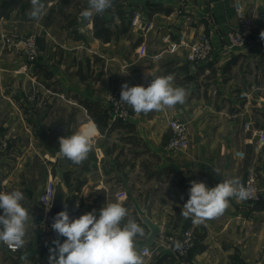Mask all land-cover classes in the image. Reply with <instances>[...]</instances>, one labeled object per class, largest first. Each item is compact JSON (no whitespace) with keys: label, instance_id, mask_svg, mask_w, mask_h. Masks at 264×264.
<instances>
[{"label":"crops","instance_id":"crops-1","mask_svg":"<svg viewBox=\"0 0 264 264\" xmlns=\"http://www.w3.org/2000/svg\"><path fill=\"white\" fill-rule=\"evenodd\" d=\"M234 1L125 0L127 11L141 14L143 22L128 36L103 43L94 37L93 18L81 21L80 13L88 0H43L45 9L39 21L29 19L30 0H5L2 4L0 0V143L8 142L7 150L0 154V191L21 190L26 197L22 203L30 214L25 246L11 253L0 243V264H49V249L54 245L41 241L44 215L39 198L48 180L67 170L74 172L71 188L66 187L70 217L74 209V218H78L93 210L98 214L106 203L121 202L129 217L144 228V236L136 243L144 264H264V211L256 210L247 200L232 199L220 217L193 224L181 215L188 195L169 183L148 179L137 162L120 169L115 157L123 145L116 141L112 154L105 141L114 136L119 140L118 133L110 138L101 135L78 101L79 97H90L108 109L119 78L130 87H146L151 81L147 73L173 74L174 86L187 90L186 102L132 119L137 126L135 135L161 160L156 169L171 166L185 174L203 172L215 186L224 177L242 179L247 168L255 165L260 201L264 202V149L255 151L254 136L257 130H264V40L260 38L264 0H242L256 24V35L246 48L232 51L225 39L239 27ZM157 9L171 13L159 11L149 16V11ZM184 32L191 36L207 34L214 45L209 62H186V51L161 62L153 60L164 36L169 34L174 41ZM2 34L17 39L36 36L41 62L55 72L56 83L49 88L44 85L35 76V65L27 63L22 48L3 45ZM142 45L147 47L146 56L139 55ZM32 89L47 99V108L40 112L26 101ZM65 115L70 117L68 126L64 125ZM176 120L187 125L189 148L172 153L167 148L173 135L170 125ZM93 127L92 153L98 160L97 170L83 172L82 166L69 165L58 155V138ZM238 152L246 159H239ZM216 168L222 175L213 172ZM33 178L41 180L36 188ZM129 185L136 189L131 191ZM141 213L160 223L164 235L179 234L188 227L199 251L185 263L170 258L162 263V257L173 252L157 246L156 241L144 248L150 230L141 221Z\"/></svg>","mask_w":264,"mask_h":264},{"label":"clouds","instance_id":"clouds-1","mask_svg":"<svg viewBox=\"0 0 264 264\" xmlns=\"http://www.w3.org/2000/svg\"><path fill=\"white\" fill-rule=\"evenodd\" d=\"M29 19L39 21L45 9L43 0H30ZM114 6V0H88V6L80 13L81 21H89L98 14H103ZM260 38L264 40V31ZM151 76L150 83L121 87L120 102L132 108L133 112L149 114L163 112L186 102L187 90L174 86V75ZM96 129H80L69 136L58 138V155L72 164L82 165L93 150ZM216 175L222 173L213 169ZM188 199L184 203L181 215L201 225L208 220L220 217L230 207V200L245 201L250 191L237 177H224L215 186L209 187L203 181H191ZM183 198V197H182ZM25 194L14 189L0 191V243L10 248H23L29 234L30 214L23 201ZM47 204V201H44ZM48 206V204H47ZM51 206L46 208V211ZM78 207V205H77ZM58 236L64 237L52 243L49 249V264H144V259L136 247L137 238L144 236V228L134 218L129 217L128 209L121 202L106 203L97 215L90 211L71 218L65 209L56 214L51 224ZM177 250L182 244L175 242Z\"/></svg>","mask_w":264,"mask_h":264},{"label":"built area","instance_id":"built-area-1","mask_svg":"<svg viewBox=\"0 0 264 264\" xmlns=\"http://www.w3.org/2000/svg\"><path fill=\"white\" fill-rule=\"evenodd\" d=\"M233 7L239 27L227 34L225 44L229 50L236 51L244 49L250 44L252 38L256 35L257 28L253 17L250 15L248 8L242 0H235ZM142 22L143 20L141 14H136L132 21V27H137ZM1 40L5 46H11L18 49L22 48L28 64L34 65V63L38 60L40 50L36 36L30 34L17 39L12 37L10 38L9 36L2 34ZM162 42L164 44L161 47L160 52L153 57L154 61L161 62L168 56H175L181 51H186V62L205 64L210 61L214 52L213 42L204 32L195 36H191L189 33L184 32L180 34L178 40L174 41L168 34L163 37ZM139 50V55L146 56L147 47L145 45H142ZM124 83H127V81L124 78H119L116 91L113 92L110 97V108L114 120L134 119L137 116L131 107L119 101L121 87ZM244 96L247 98L249 97L248 94H245ZM26 101L30 107L37 110L47 105L46 97L35 89H32L27 93ZM170 127L173 135L167 149L172 153H176L181 150H188L189 134L186 123L176 120L171 122ZM254 136L257 138L255 151L259 153L262 149H264V130H257ZM7 148L8 142L2 141L0 143V154L1 152L6 151ZM236 156L241 160L246 159V155L243 152H238ZM240 180L250 191V197L247 201L250 204H257L260 201L261 193L258 186V170L256 166L250 165L246 170L245 176ZM55 182L56 178L48 180L46 187L39 198V203L44 215L43 220L40 222L41 241L44 244H50L56 239H65L64 237L58 236L57 233L52 230L51 223L46 221V214L49 210L48 209L46 211V208L48 206H52L55 194ZM45 200L47 201L48 206L44 202ZM76 213L77 210L74 209L71 218H74ZM177 241L182 244V248L179 250L175 248V242ZM156 242L157 246L169 248L180 258H186L189 251L195 246L196 239L191 230H186L180 232L179 234L170 235H164L162 232V234L156 239ZM4 246L6 250L11 253H18L22 249L10 248L7 245Z\"/></svg>","mask_w":264,"mask_h":264},{"label":"trees","instance_id":"trees-1","mask_svg":"<svg viewBox=\"0 0 264 264\" xmlns=\"http://www.w3.org/2000/svg\"><path fill=\"white\" fill-rule=\"evenodd\" d=\"M159 11H163L166 14L171 13V10L163 9H157V11L154 10L153 12L149 11L148 13L149 16H152L154 13H158ZM135 16L136 12L134 10L127 11L125 0H114V6L111 9L107 10L103 14H98L93 17L94 37L103 43H110L128 36L133 28L132 21ZM116 20H118V22H116ZM34 65L35 76H37L38 79H42L44 85L49 88L52 84L56 83L54 80L55 72L51 70L47 64L41 62L40 57ZM49 82L52 83L49 84ZM78 101L80 105L87 110L90 119L96 125L101 135L110 138L113 134L118 133L120 142L124 143L123 148L118 151L115 157L116 165L120 169H124L129 162L131 163L129 160H125L124 162L121 161V158L126 155L135 160L145 159L144 157H147V160H142L141 168L143 169L145 175H147L148 179H154L161 183H169L179 192L185 194V196L188 195L191 181H203L209 187L213 186V182L205 176L203 172L191 171L185 174L181 170L171 166H164L162 169L157 170L156 168L160 165L161 160L157 154L153 153L151 149L145 143L141 142L138 136L135 135L137 126L132 119L114 120L111 108L104 109L90 97H79ZM125 145H131L130 147L132 148L126 149ZM115 150L116 144H114L112 149H109L108 152L113 154ZM66 161L69 165H75L67 159ZM97 161L96 154L91 151L88 159L84 161L82 165L75 166H82L83 172H93L97 170ZM133 167L134 166L132 164L131 168ZM54 174L56 175L55 170ZM73 175L74 172L68 170L61 173L62 182L68 189L72 186ZM255 208L256 210L264 211V202L259 201L255 204ZM177 212L179 211L177 210ZM186 230H188V227L185 226L184 231ZM196 245L197 243L195 242V246L189 251L186 258H180L177 254L173 253L172 256L164 255L161 262L163 263L166 258H170L173 262L177 261L179 263H185L192 255L199 251Z\"/></svg>","mask_w":264,"mask_h":264},{"label":"water","instance_id":"water-1","mask_svg":"<svg viewBox=\"0 0 264 264\" xmlns=\"http://www.w3.org/2000/svg\"><path fill=\"white\" fill-rule=\"evenodd\" d=\"M68 191L62 182V176L57 177L55 182V194L51 208L46 214V221L53 223V218L57 213L65 209L68 200ZM141 221L149 228L150 234L145 241L144 248L152 247L156 239L162 234V226L160 223L152 222L144 213L140 214Z\"/></svg>","mask_w":264,"mask_h":264},{"label":"rangeland","instance_id":"rangeland-1","mask_svg":"<svg viewBox=\"0 0 264 264\" xmlns=\"http://www.w3.org/2000/svg\"><path fill=\"white\" fill-rule=\"evenodd\" d=\"M5 2V0H1V4L2 3H4ZM1 6V5H0ZM2 12H0V15H2L1 14ZM5 15V14H4ZM47 106L48 105H46L45 107H43V108H41V109H39L38 111L40 112V111H42V110H44L45 108H47ZM32 109H34V108H32ZM34 110H36V109H34ZM63 118H64V125H67L68 126V124H69V121H70V117H69V115H65V117L63 116ZM65 122H67V124L65 123ZM107 143H108V148H112L111 146H113V144H116L115 142L116 141H118L119 143H121L122 145L124 144L123 142H120V140H117V138L114 136V137H112V138H110V140H105ZM124 146V145H123ZM131 145H125V147H126V149H131L132 147H130ZM139 150V149H138ZM140 151V150H139ZM125 154H127V153H125ZM146 160H147V157H144ZM145 159H138V160H135V159H133L132 157H130V156H128V155H126V156H124V157H122L121 158V161L122 162H124L125 160H129V161H134V162H137L138 164H139V166H140V164H141V162H142V160H145ZM152 161V160H151ZM35 165V167H38V164L37 163H35L34 164ZM39 177V176H38ZM134 179H135V175L133 176V179H132V181H134ZM41 180L38 178V179H36V178H33V188H36L37 186V184H39V182H40ZM133 186H134V184H133ZM129 188H130V185H129ZM136 189V187H132V188H130V190L131 191H134ZM185 196V195H184ZM128 197H129V195H128ZM185 198V197H184Z\"/></svg>","mask_w":264,"mask_h":264}]
</instances>
